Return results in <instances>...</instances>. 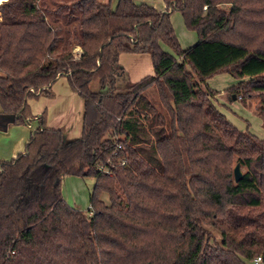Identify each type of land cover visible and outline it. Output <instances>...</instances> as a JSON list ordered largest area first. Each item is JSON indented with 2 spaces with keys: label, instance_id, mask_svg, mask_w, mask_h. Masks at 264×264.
<instances>
[{
  "label": "trees",
  "instance_id": "1",
  "mask_svg": "<svg viewBox=\"0 0 264 264\" xmlns=\"http://www.w3.org/2000/svg\"><path fill=\"white\" fill-rule=\"evenodd\" d=\"M162 2L0 4V112L36 124L25 153L0 162V264H264V140L207 85L237 80L229 92L258 99L264 130V0ZM174 12L197 34L188 49ZM122 54L149 55L152 75L131 82ZM62 77L83 101L68 143L28 105ZM65 176L95 179L89 215L63 200Z\"/></svg>",
  "mask_w": 264,
  "mask_h": 264
},
{
  "label": "rangeland",
  "instance_id": "2",
  "mask_svg": "<svg viewBox=\"0 0 264 264\" xmlns=\"http://www.w3.org/2000/svg\"><path fill=\"white\" fill-rule=\"evenodd\" d=\"M102 3L108 0H99ZM133 1V0H132ZM135 3H144L155 7L159 11H164V3L162 0H134ZM133 1V2H134ZM117 0H111L114 8ZM115 3V4H114ZM175 35L182 50L188 49L197 42V34L193 30H189L179 12H174L170 17ZM163 50L177 59V56L166 45H162ZM141 64H130L129 68L134 69L132 73L133 79H141L142 77L152 75L150 66V56L141 55ZM128 58V64L130 63ZM121 63L124 73L128 76L126 66ZM136 68V69H135ZM131 76L128 78L132 79ZM129 79V80H130ZM131 81V80H130ZM247 81L244 79L243 82ZM238 81L230 75L223 73L207 82L211 90L215 92L212 103L216 108L227 118V120L239 131H248L258 139L264 140V130L262 121L257 113L258 99H253L242 103L241 99L235 93L229 92L230 88L237 85ZM92 89H99L98 84H93ZM52 91L55 94V99L47 101L45 97L29 100V111L31 116L38 117L45 114V123L49 126L58 127L62 121H70L69 129H66L64 134L65 142H72L78 139L81 135L82 126V103L81 98L74 94L65 77L59 78L53 85ZM67 115V116H66ZM22 126V125H16ZM33 129H36V124H31ZM68 128V127H67ZM2 141V144H1ZM10 142V137L5 140L0 136V152H7V145ZM5 161H8L6 159ZM95 185V179L92 177L78 178L75 176H65L61 180V195L66 204L74 209L80 210L86 215H89V195ZM103 200L108 203V197L103 195ZM210 229V228H208ZM213 230V229H211ZM214 231V230H213ZM216 241L221 243L219 235L216 233Z\"/></svg>",
  "mask_w": 264,
  "mask_h": 264
},
{
  "label": "crops",
  "instance_id": "3",
  "mask_svg": "<svg viewBox=\"0 0 264 264\" xmlns=\"http://www.w3.org/2000/svg\"><path fill=\"white\" fill-rule=\"evenodd\" d=\"M139 4H144V3H139ZM164 9H165V5H164ZM140 57H142L141 54H122L120 56L119 63L121 65V63H123V59H124V64H125L124 66H126V69L128 71V76L129 77L132 75L133 70H134V69H132L134 67L129 68L130 64H136V66H139L141 64L140 63L141 62ZM128 58H131L129 64H128ZM150 66H151V71L153 73L151 59H150ZM131 78H132V76H131ZM142 78H144V77H142ZM141 79H139V80H141ZM130 80H131V82H138L139 81L138 79H133V78L130 79ZM53 85H52V87H53ZM52 87H51V89H52ZM54 99H55L54 92H53V98L52 99L46 98V100L48 102L52 101ZM81 103H82V113H81V119H82V116H83V101H81ZM28 105H29V103H28ZM46 127L50 128V129L51 128L52 129L63 128L65 130V133H66V129H69V127H70V121H69V123H68V121H62L58 127H53L52 125L48 126L47 124H46ZM81 128H82V126H81ZM33 131H34V129L31 130L28 126H24V125L16 126V125H14L12 116L3 115L0 112V136L4 140L6 138L10 137V142H8L9 144L7 145V149H8L7 152H5V153L0 152V162H7V161H5L6 159H8V161H11V160L16 159L20 154H24L25 153V146H26V144H27V142H28V140L30 138V135L33 133ZM1 144H2V141H1ZM1 144H0V147H1Z\"/></svg>",
  "mask_w": 264,
  "mask_h": 264
},
{
  "label": "water",
  "instance_id": "4",
  "mask_svg": "<svg viewBox=\"0 0 264 264\" xmlns=\"http://www.w3.org/2000/svg\"><path fill=\"white\" fill-rule=\"evenodd\" d=\"M233 175H234V179H235L236 182L241 179L242 172H241L239 164L235 165V167L233 169Z\"/></svg>",
  "mask_w": 264,
  "mask_h": 264
},
{
  "label": "built area",
  "instance_id": "5",
  "mask_svg": "<svg viewBox=\"0 0 264 264\" xmlns=\"http://www.w3.org/2000/svg\"><path fill=\"white\" fill-rule=\"evenodd\" d=\"M31 130L33 129L32 128V126L31 125H29L28 126ZM117 149L118 150H120L121 149V146L120 145H117ZM125 162L124 161H122V163L121 164H124ZM261 263V258H256L253 262H252V264H260Z\"/></svg>",
  "mask_w": 264,
  "mask_h": 264
},
{
  "label": "bare ground",
  "instance_id": "6",
  "mask_svg": "<svg viewBox=\"0 0 264 264\" xmlns=\"http://www.w3.org/2000/svg\"><path fill=\"white\" fill-rule=\"evenodd\" d=\"M6 0H0V4L2 3V2H5Z\"/></svg>",
  "mask_w": 264,
  "mask_h": 264
}]
</instances>
